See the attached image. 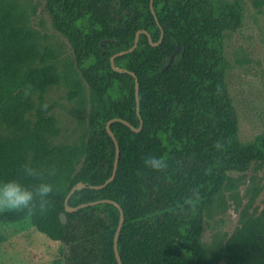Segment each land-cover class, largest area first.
Segmentation results:
<instances>
[{"label": "trees", "instance_id": "16d2710c", "mask_svg": "<svg viewBox=\"0 0 264 264\" xmlns=\"http://www.w3.org/2000/svg\"><path fill=\"white\" fill-rule=\"evenodd\" d=\"M45 0L53 28L70 43L88 86L90 111L78 146L54 145L59 134L48 115L44 94L57 85L56 68L40 54L36 33L0 5V179L31 185L43 180L53 193L40 211L0 214V225L30 220L49 240L67 248L64 264H118L113 238L118 209L100 203L65 212L70 189L83 188L68 200L74 208L99 200L116 202L124 220L118 236L122 264H212L203 249L204 210L232 172L264 165V133L251 143L238 138V117L226 85L228 62L222 40L242 22L239 0ZM146 35L136 48L114 59L139 83V116L134 78L115 72L110 58L132 47L137 31ZM177 44L181 52L168 65ZM163 156L167 167L154 171L143 159ZM37 168L39 179L19 175L23 165ZM65 214L66 223L60 221ZM224 264H264V216L244 221L226 241Z\"/></svg>", "mask_w": 264, "mask_h": 264}, {"label": "rangeland", "instance_id": "374dc122", "mask_svg": "<svg viewBox=\"0 0 264 264\" xmlns=\"http://www.w3.org/2000/svg\"><path fill=\"white\" fill-rule=\"evenodd\" d=\"M242 22L223 34L228 62L226 85L238 117V138L251 143L264 133V0H239ZM37 36L41 58L60 77L44 94L48 115L57 122L54 145L78 146L84 139L90 111L88 86L81 77L72 47L56 31L45 0H0ZM6 130L0 124V136ZM220 193L206 205L201 243L212 264H224L226 241L244 221L264 216V165L232 172ZM66 246L39 233L29 219L0 225V264H64Z\"/></svg>", "mask_w": 264, "mask_h": 264}, {"label": "clouds", "instance_id": "9594fccd", "mask_svg": "<svg viewBox=\"0 0 264 264\" xmlns=\"http://www.w3.org/2000/svg\"><path fill=\"white\" fill-rule=\"evenodd\" d=\"M145 168L159 171L167 167L163 156L149 154L143 159ZM19 175L23 178L39 179L41 173L37 168L23 165ZM53 193V185L39 180L35 184H25L19 179H0V214L32 213L40 205V211L45 210V202Z\"/></svg>", "mask_w": 264, "mask_h": 264}, {"label": "water", "instance_id": "95a60500", "mask_svg": "<svg viewBox=\"0 0 264 264\" xmlns=\"http://www.w3.org/2000/svg\"><path fill=\"white\" fill-rule=\"evenodd\" d=\"M152 2H153V0H150V8H151L152 14L154 15ZM141 34L146 35L150 45L155 47V46H158L162 42L164 32H163L162 29H160L159 39H158L157 42L153 43L152 40H151V37L149 36V34L146 31H143V30L137 31L136 34H135V37H134V42H133L132 47L129 48L128 50L120 51L119 53L114 54L110 58V65H111V68H112L113 71L118 72V73L126 72V73H129L134 78L136 112H137V115H138L139 119H140V116H139V98H138L139 83L137 81V78L135 77V75L133 73L116 67L115 64H114V59L117 56H121V55L127 54L129 52H132L136 48V46L138 44L139 36ZM180 52H181V45L177 44L175 50L172 52V54L169 57L168 65H170L175 60V58L180 54ZM113 122L122 123L123 125L129 127L133 132H136V133L139 132L141 130V128H142V121L141 120H140V124H139L138 128L134 127L129 122H127V121H125V120H123L121 118H113V119L109 120L106 123V125H105V129H106V132L109 135V137L112 139V141L114 143V146H115V157H114L113 169H112V173H111L110 177L101 185H95V186H91L90 185V186H87V185H85L84 183H81V182L77 183L75 186H73L70 189L69 193L67 194V196L65 198V201H64V206H65V212H67V213L74 212V211H76V210H78L80 208H84V207H87V206H90V205H95V204H100V203H109V204H112L113 206H115L118 209V211H119V223H118V226L116 228V231H115V234H114V238H113V252H114V256H115V259H116L117 263L118 264H122L121 258H120L119 253H118V244H117L118 236H119V233H120V230H121V227H122V224H123V220H124L123 210L121 209V207L116 202L111 201V200H99V201L92 202V203L82 204V205H79V206L74 207V208L68 206V204H67L69 198L72 196V194L75 191L81 190V189L86 188V187L87 188H91V189H95V190H100V189L104 188L105 186H107L114 179V177L116 175L118 162H119V145H118V142H117L113 132L110 129V124L113 123ZM59 218H60V221H61L62 224L66 223V219H65V214L64 213H61Z\"/></svg>", "mask_w": 264, "mask_h": 264}]
</instances>
